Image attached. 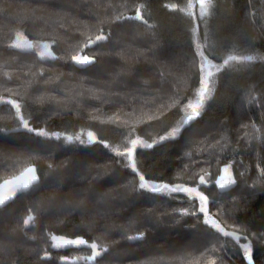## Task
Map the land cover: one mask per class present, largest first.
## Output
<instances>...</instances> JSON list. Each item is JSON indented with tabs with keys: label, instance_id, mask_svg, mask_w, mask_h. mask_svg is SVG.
<instances>
[{
	"label": "trees",
	"instance_id": "16d2710c",
	"mask_svg": "<svg viewBox=\"0 0 264 264\" xmlns=\"http://www.w3.org/2000/svg\"><path fill=\"white\" fill-rule=\"evenodd\" d=\"M189 3L196 0H0V98L20 103L33 129L61 137L28 132L0 104V182L28 166L41 178L0 208V264H249L244 243L253 264H264V61L216 73L202 114L160 140L195 103L197 39L215 42L213 63L264 56V0H215L207 26ZM140 4L147 24L124 19ZM19 32L49 43L57 59L10 47ZM101 33L107 40L84 46ZM78 54L94 62L79 66L71 59ZM77 135L85 143L66 142ZM136 137L153 144L136 149L140 174L156 185L198 187L209 217L240 241L204 223L195 193L138 191L128 159L113 151ZM226 166L236 183L221 190L215 181ZM30 214L35 223L25 227ZM140 232L143 240L127 239ZM52 235L83 237L108 252L95 261L88 249L56 252Z\"/></svg>",
	"mask_w": 264,
	"mask_h": 264
},
{
	"label": "snow or ice",
	"instance_id": "6c2138e0",
	"mask_svg": "<svg viewBox=\"0 0 264 264\" xmlns=\"http://www.w3.org/2000/svg\"><path fill=\"white\" fill-rule=\"evenodd\" d=\"M198 5L199 8V17L201 21L207 26V19L210 17L213 12L212 10L215 8V0H196V4L189 3L188 7L193 8ZM144 8L143 4H140L139 7L136 9V15L134 17H124V19H135L142 21L143 23L147 24L148 21L144 19L143 15L141 14V9ZM170 10H176V5L173 4L170 7ZM183 11V9H180ZM189 16H192L195 18L196 13L195 12H187L186 13ZM117 20L120 19V17H116ZM149 27H152V25H149ZM198 27V26H197ZM196 29H194V32ZM20 33H17V36H19ZM107 35L101 33L99 35L95 36V39H92L91 37H88L87 43L84 45L85 47H90L93 44H96L97 42L105 41L107 40ZM211 43V46H210ZM12 48L21 49L22 51H32L34 48V45L29 42L25 45H21L20 43L14 42L10 45ZM215 47V42H210L207 38V35L205 36V39L203 42H201L199 39L195 42V54L196 57H198V66L199 70L201 72V78L199 80V88L197 89V92L194 94L195 103L189 102L186 105V111L184 118L182 119V122L179 126L174 127L170 130V132L165 135L161 136L160 140H167L170 138H175L181 131L182 127L185 125H189L192 121H194L196 118H198L202 111L205 108V105L208 100L212 98V94L215 91V81H213L211 78L216 74L224 70L225 67H232L236 68L237 66L247 67L250 64L259 61H264V56H257L252 54H228L226 58L222 60V63H213V60L210 59V57H214L216 53H214L213 48ZM207 48V53L205 52V49ZM41 51H39V57L43 59H57V57L51 52L50 45L43 44ZM234 53L238 52V50L233 49ZM71 59L78 65H88L94 62V58L88 55H73ZM211 66L215 69V71H207L206 69ZM8 104L12 108L15 109V114L19 118L21 125L24 129H26L28 132H36L39 136H44L51 138L54 136L56 139H60V133H53L49 134L46 131L43 130H35L33 129L27 120L24 119L23 115L21 114V105L20 103L16 102L12 99H3L0 98V104ZM154 117L149 116L148 119H152ZM79 141L81 144L85 143L84 140L81 139L80 135H77L75 138L72 136H65V140L68 143H72L73 141ZM88 140L89 142H95V137L92 132L88 133ZM104 144V147H109V145L104 142L100 141ZM130 147H125L123 150L119 149H113L115 151V154L118 156H122L128 159L129 166L131 167V170L133 173L136 174L138 177L139 183L136 186L137 190H144L151 193H172V192H183L189 197L192 196L193 193H195V198L200 202L199 205V212L204 214V223L210 224V226L215 229L217 232L222 233L225 237L232 236L234 240L240 241V237L237 235H234L231 232L225 231L223 227H221L220 223L213 218L209 217L207 204H208V196H206L203 192L199 191L198 187H187V186H169L168 184L163 185H156L151 183L148 179L145 178L144 175L140 174L139 170L137 169L136 161H135V152L137 147L142 148H151L153 144L147 143L146 141L142 140L140 137H136L135 139L130 140ZM224 173H229V166L224 167L222 170ZM262 175H264V172H262ZM22 177H27L23 180L22 183L16 184V187L12 189L11 195L8 197L0 198V208H2L9 200H12L16 195L17 192H19L21 195L25 194L33 184H35L38 181V176L36 175V168L34 166H28L26 167L23 172L21 173ZM20 177H17L16 179H19ZM5 184H13L15 183L14 180H6L4 182ZM208 181L205 179V176H200L199 178V184H207ZM216 185L221 190H227L231 187V185L235 184L236 181L234 178L229 176V179L225 181L224 176L221 175L218 179L215 181ZM185 215H188L189 213L187 210L184 211ZM192 215H196V212L193 211L190 213ZM35 216L28 215L23 223L25 227H28L29 225H34L35 223ZM51 239L53 241L52 247L54 248H64L68 246H75L80 247L84 246L91 250V255L87 257L90 261H95L97 257L102 256L103 253L108 252V247L106 245L101 246L98 245L96 242H89L83 238H77V239H66L63 237H57L55 235L51 236ZM128 240H143L144 239V233L140 232L136 235H130L127 237ZM57 241H63L62 243ZM240 247L244 249L245 256L248 258L249 264H253L251 260V244L250 243H244L241 244ZM45 256L47 257V253H45ZM62 259L68 260L67 257H62ZM101 264L103 262L101 261ZM212 264H215V261H212Z\"/></svg>",
	"mask_w": 264,
	"mask_h": 264
},
{
	"label": "water",
	"instance_id": "95a60500",
	"mask_svg": "<svg viewBox=\"0 0 264 264\" xmlns=\"http://www.w3.org/2000/svg\"><path fill=\"white\" fill-rule=\"evenodd\" d=\"M34 167L36 168V175L38 176L39 179H38V181L35 184L32 185V187L27 192H29L35 185L39 184L40 181H41V178H40V175H39V172H38V168L36 166H34ZM21 173L19 175L15 176V177H13V178L6 179V180H14L15 183H13V184H5L4 182L6 180L0 182V198L8 197L9 195H11L12 189L16 187V184L22 183L23 180L27 178V177H22L21 176ZM17 177H20V178L19 179H16ZM20 195L21 194L19 192H17V195L12 200H9L2 208H5L8 205H10ZM55 236H57V237H63V238H66V239L83 238V237H67V236H63V235H55ZM83 239H85V238H83ZM50 242H51V248H52V250L53 251H56V252L65 251V250H82V249H88V248H86L84 246H80V247L68 246V247H64V248L57 249V248L52 247L53 241H52L51 238H50ZM57 242L62 243L63 241H57ZM88 250H90V249H88Z\"/></svg>",
	"mask_w": 264,
	"mask_h": 264
},
{
	"label": "rangeland",
	"instance_id": "374dc122",
	"mask_svg": "<svg viewBox=\"0 0 264 264\" xmlns=\"http://www.w3.org/2000/svg\"><path fill=\"white\" fill-rule=\"evenodd\" d=\"M197 10H198V14H199V8H198ZM19 33H20V35H19V36L16 35V37H15L13 43H14V42H17V43H20L21 45H25L26 43L31 42V41H29V40L27 39V37H26L22 32H19ZM31 43L34 45L33 50H34L35 52H37L38 54H39V51L43 50V49H42V45H43V44H48V45H50L49 43H45V42H31ZM50 47H51V45H50ZM81 56H83V55H81ZM77 65H78V64H77ZM79 66H85V65H79ZM211 69L214 70V68H212V67H211ZM211 79L213 80V77H212ZM229 173H230V170H229ZM229 173H224V174H223L225 180L228 179V174H229ZM206 178H208V176H206Z\"/></svg>",
	"mask_w": 264,
	"mask_h": 264
}]
</instances>
